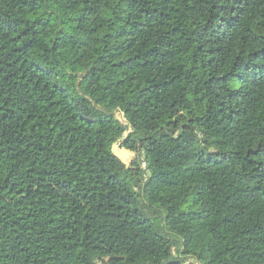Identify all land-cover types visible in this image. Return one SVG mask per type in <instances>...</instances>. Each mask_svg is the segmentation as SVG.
I'll list each match as a JSON object with an SVG mask.
<instances>
[{"label": "trees", "instance_id": "trees-1", "mask_svg": "<svg viewBox=\"0 0 264 264\" xmlns=\"http://www.w3.org/2000/svg\"><path fill=\"white\" fill-rule=\"evenodd\" d=\"M0 264H264V0H0Z\"/></svg>", "mask_w": 264, "mask_h": 264}, {"label": "rangeland", "instance_id": "rangeland-1", "mask_svg": "<svg viewBox=\"0 0 264 264\" xmlns=\"http://www.w3.org/2000/svg\"><path fill=\"white\" fill-rule=\"evenodd\" d=\"M115 149L117 153L120 154L121 157L124 159V161L129 162V165H126V166L130 168L134 160V153L127 149H122L118 145H115Z\"/></svg>", "mask_w": 264, "mask_h": 264}, {"label": "water", "instance_id": "water-1", "mask_svg": "<svg viewBox=\"0 0 264 264\" xmlns=\"http://www.w3.org/2000/svg\"><path fill=\"white\" fill-rule=\"evenodd\" d=\"M114 151L117 152L115 148H114ZM118 156L123 160V162L125 163V165H129V162L124 161V159L121 157L120 154H118Z\"/></svg>", "mask_w": 264, "mask_h": 264}]
</instances>
